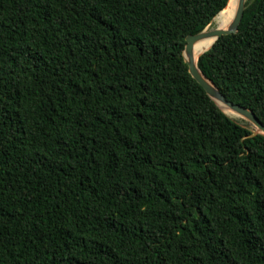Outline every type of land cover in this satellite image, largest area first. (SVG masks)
<instances>
[{"label":"trees","instance_id":"1","mask_svg":"<svg viewBox=\"0 0 264 264\" xmlns=\"http://www.w3.org/2000/svg\"><path fill=\"white\" fill-rule=\"evenodd\" d=\"M229 0H0V264H264V136L192 77ZM264 124V0L198 61Z\"/></svg>","mask_w":264,"mask_h":264},{"label":"water","instance_id":"2","mask_svg":"<svg viewBox=\"0 0 264 264\" xmlns=\"http://www.w3.org/2000/svg\"><path fill=\"white\" fill-rule=\"evenodd\" d=\"M231 0H229L230 3ZM228 3V5H229ZM227 5V6H228ZM248 6V0H236V13L234 15L233 23L224 29L216 28L214 30H208L209 26L220 16V14L224 10H222L211 22V24L203 30L201 33L197 35H191L187 38V45L184 50V59L187 65L189 66V72L192 75V77L205 89L209 97L217 104V106L229 117L230 113H233L238 116V118L245 120L246 122L250 123L254 129L256 134H260L264 136V124L257 118V116L249 109L234 104L230 102L219 90V88L215 85L214 82L209 80L205 74L201 71L198 65V61L196 62L194 59V53H193V47L195 43H197L200 40L206 39V38H214L215 41L212 44V46L208 49L210 50L214 44L223 36L227 35H233L237 34L239 31V27L243 21L245 11ZM217 25V23H216ZM206 50L205 52H207ZM203 52L202 54H204ZM201 54V55H202ZM200 55V56H201ZM199 56V57H200ZM229 111V112H226ZM235 119V118H233Z\"/></svg>","mask_w":264,"mask_h":264},{"label":"bare ground","instance_id":"3","mask_svg":"<svg viewBox=\"0 0 264 264\" xmlns=\"http://www.w3.org/2000/svg\"><path fill=\"white\" fill-rule=\"evenodd\" d=\"M236 13V0H231L227 8L220 14V16L216 19V28L224 29L229 27L234 20V15ZM215 39L210 37L203 40L198 41L195 43L193 47V53H194V59L197 62L199 59V56L208 50L212 44L214 43ZM226 112H229L226 110ZM230 116L233 118L239 120L237 115L230 113Z\"/></svg>","mask_w":264,"mask_h":264},{"label":"rangeland","instance_id":"4","mask_svg":"<svg viewBox=\"0 0 264 264\" xmlns=\"http://www.w3.org/2000/svg\"><path fill=\"white\" fill-rule=\"evenodd\" d=\"M248 1H251V0H248ZM216 29V22L214 21L208 28V30H214Z\"/></svg>","mask_w":264,"mask_h":264}]
</instances>
